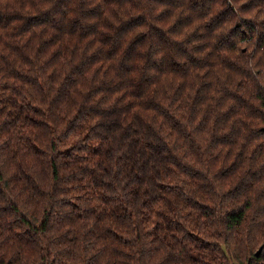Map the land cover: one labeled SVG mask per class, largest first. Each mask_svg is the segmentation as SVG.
Masks as SVG:
<instances>
[{
    "label": "clouds",
    "instance_id": "1",
    "mask_svg": "<svg viewBox=\"0 0 264 264\" xmlns=\"http://www.w3.org/2000/svg\"><path fill=\"white\" fill-rule=\"evenodd\" d=\"M68 3L0 0V7L22 11L24 17L48 15L24 35L0 28V54L16 36L23 42L51 37L55 43L67 29H94L77 51L97 61L73 72L75 60L65 57L50 68L53 47L31 69L43 87L26 88L18 99L26 115L33 114L29 103L42 108L37 119L46 117L47 123L37 130L17 122L11 133L0 134V209L12 202L21 205V215L39 231L16 214L0 211V264H192L194 242L181 224L169 221L172 231L159 240L153 231L158 223L163 226L160 217L166 211L192 225L203 240L221 245L210 255L203 252L201 264H245L250 252L264 246V136L253 132L264 123L250 119L229 96L238 92L247 98L264 90V0H71L66 7ZM89 9H96L95 14ZM134 16L151 22L126 25ZM22 22L14 21L12 28ZM67 50L66 44L61 47V52ZM193 57L201 64L211 62L213 69L193 70ZM24 70L29 71L27 66ZM8 95L0 92V100ZM159 104L175 110L198 136L195 153L170 121L153 111ZM0 108L5 109L3 123L7 103ZM213 135L232 142L230 157L224 146L211 143ZM149 136L160 141L151 155ZM33 138L44 146L42 153L34 150ZM169 149L183 163L201 168H208L205 157L211 156L214 166L208 171L213 176L245 154L244 166L230 180L205 185L213 204L206 218L190 214L179 200L173 204L159 191L175 183L183 187L177 190L181 199L201 195L167 164L163 174L158 171L159 161L176 163L166 155ZM129 206L134 211L121 215ZM242 213L243 220L232 224L230 216ZM116 231L126 236L119 247Z\"/></svg>",
    "mask_w": 264,
    "mask_h": 264
},
{
    "label": "trees",
    "instance_id": "2",
    "mask_svg": "<svg viewBox=\"0 0 264 264\" xmlns=\"http://www.w3.org/2000/svg\"><path fill=\"white\" fill-rule=\"evenodd\" d=\"M165 2L174 4L176 0H165ZM105 3H108V0H105ZM66 7H71L72 3L69 0V3L65 5ZM93 15L96 12V9L88 10ZM223 18V17H221ZM141 19H144L145 23L151 22L148 18H143L141 16H134L125 21V24L131 26L136 24L137 26H143L139 22ZM23 21L12 28L14 21ZM48 20V15L37 13L35 16L24 17L22 11H17L15 9H9L8 7H0V28H11L14 33H20L24 35L25 32L31 31L33 28L39 27V25ZM74 25L79 23V20L73 17ZM125 25H118V27H124ZM57 31H60L57 29ZM94 29H89L87 33L83 31H77L74 29H67L63 32L62 40H57L53 43V38L47 37L42 39H37L35 41L28 40L23 42L20 39V36L13 37L11 39L15 40V43H4L5 54H0V73H3L4 81L0 84V92L8 93L9 95L5 100H0V103H7L8 105V119L3 123H0V134L7 135L11 133L17 126V122L27 123L34 129H42L45 127L47 121L46 117L42 119H37L42 117L44 110L42 108L36 107L35 104L29 103V108H31L32 115H26L23 110V102L18 99L26 88H31L34 91L36 90V85L42 84V79L38 72L31 71L36 65L38 58L47 56L49 50L53 47H56L57 50L49 56L47 64L50 68H55L58 66L62 58H71L75 60V64L72 68L73 72L81 71L82 68L87 67L91 68L92 64L97 61L93 57L86 55H80L77 51V46H83L84 41L88 39L90 35L94 34ZM162 32V30H161ZM161 39L163 35L161 34ZM103 43V41H102ZM68 46V50L61 52V47L64 45ZM111 52V49H109ZM111 58V56H109ZM198 58L193 57L192 63L193 70L204 67L208 69H213L214 65L209 62L207 64L198 63ZM27 66L29 71H25L24 67ZM229 67V65H225ZM230 71L234 69L229 67ZM55 74L54 72L52 73ZM10 81H17L18 83H10ZM209 81L208 83H210ZM199 87H204V84H200ZM197 100L200 98L199 92H197ZM229 99L234 100L237 105H241L243 110L247 111L250 119L259 120L264 123V90H258L254 96L245 97L238 92H232L229 96ZM158 103V102H154ZM179 103V100H177ZM19 105V107H18ZM153 111H157L165 120L170 121V127L172 130L180 134L184 141H187V147L195 153L196 150V141L198 136L192 134L190 127H186V123L182 121L179 117V114L175 110L169 111L164 107L163 104H159L158 108H153ZM5 109L0 108V115H3ZM115 113L113 116L115 117ZM253 132H259L261 136H264V128H254ZM187 133V135H185ZM230 135V134H228ZM148 152L149 155L159 147L160 141L156 137H148ZM33 148L37 154L44 151V146L41 145L38 141H35L33 138ZM211 143L213 145L224 146L228 150V156L232 155L231 147H234L232 142L227 138V136H218L213 135L211 138ZM264 148V145L261 146ZM166 155H170L174 158L176 163H173L172 160H162L157 164L158 171L160 173L165 172V166L172 168L180 176L186 178L192 183V186L197 188L201 195L189 196L187 199H181L177 195V190L183 191V187L175 183L164 184L161 186L159 191L163 192L167 199L175 204L178 200L183 207L189 209V213H195L200 217H207V210L213 207L211 200L207 197L209 192L205 189V185L214 186L215 183L226 182L231 179L235 172L239 171L240 167L244 166V157L245 154L241 152L237 155L232 163L228 165L227 168L221 167L216 171L215 175H211L208 171V168L213 167L212 157L206 156L205 159L208 161V168L197 167L195 164L183 163L179 153L175 151L167 150ZM199 159V158H197ZM153 163H157L153 161ZM140 170L137 169V172ZM59 175L58 172L55 173ZM233 191L235 189H232ZM145 207L147 205L145 204ZM2 212H6L9 215L16 214L20 217L23 223L28 226L33 232H38V228H33L29 219L26 216L21 215V205L12 202L8 207L0 209ZM125 211L133 212L134 210L129 206L127 209H121V215ZM167 217V219H165ZM160 219L163 221V226L158 223L156 228L153 231L157 232V239L166 236L167 232L172 231L168 227L169 221H173L176 224H181L185 230L186 236L190 241L194 242V250L191 254L192 264H201L200 256L203 252L207 251L209 255L211 254L214 247H221V245H215L214 242L205 241L201 235L192 227L190 224H185L182 220L177 219L171 213V211H166ZM232 224H238L243 220V213L240 216H230ZM223 229V225H219ZM114 238L117 241V246L124 243L126 236L122 235L119 231H116ZM225 256H230L231 254L227 252V249H224ZM43 259V258H42ZM245 264H264V246L259 247L258 249L249 253Z\"/></svg>",
    "mask_w": 264,
    "mask_h": 264
}]
</instances>
